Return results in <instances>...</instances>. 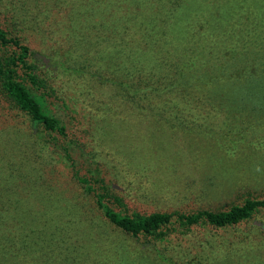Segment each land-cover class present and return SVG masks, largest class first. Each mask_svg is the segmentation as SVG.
I'll list each match as a JSON object with an SVG mask.
<instances>
[{
    "label": "rangeland",
    "instance_id": "374dc122",
    "mask_svg": "<svg viewBox=\"0 0 264 264\" xmlns=\"http://www.w3.org/2000/svg\"><path fill=\"white\" fill-rule=\"evenodd\" d=\"M89 1L107 5L110 0ZM257 6L264 27V0ZM77 25L82 23L70 20L69 25L66 17L64 45L47 52L61 61L55 67L69 80L62 102L46 101L64 125L65 137L32 128L27 115L0 93V210L10 215L0 219V245L9 237L13 246L0 250V264H95L97 257L103 264H264V207L236 225L200 223L155 242L108 223L92 193L86 194L74 177L77 173L90 180L89 171L96 168L117 197L105 201L127 213L220 210L260 197L264 77L251 78L248 86L231 83L233 90L215 83L209 89L214 109L202 105L188 109L186 117L174 108L149 111L129 97L147 102L142 93L127 91L126 82L132 83L124 73L114 78L122 80L118 94L96 82L107 76L103 67L137 73L134 58L105 51L99 56L86 41L88 30L78 32ZM75 26L84 40L81 47L74 39ZM102 30L108 37V25L99 21L96 34ZM33 57L41 63V57ZM21 209L23 218L17 221ZM87 218L97 223L96 233L88 229ZM73 219L85 222L77 225ZM54 226L65 229L60 228L57 242L50 241Z\"/></svg>",
    "mask_w": 264,
    "mask_h": 264
},
{
    "label": "trees",
    "instance_id": "16d2710c",
    "mask_svg": "<svg viewBox=\"0 0 264 264\" xmlns=\"http://www.w3.org/2000/svg\"><path fill=\"white\" fill-rule=\"evenodd\" d=\"M261 1L110 0L107 6L89 0H0V93L27 115L32 128L60 138L66 136L64 125L53 116L46 101L59 104L68 91L69 80L56 69L62 66L61 61L47 54L59 43L64 45L67 36L62 35L68 17L69 25L70 20L82 23L77 25L78 32L88 30L86 41L95 46L99 56L105 51L113 57L124 54L134 58L137 73L130 69L127 74L124 70L119 72L115 66L107 70L103 67L107 76L98 79V85H110L118 94L122 80L114 78L124 73L132 83L126 82L130 87L127 91L134 95L142 93L147 99L145 102L128 94L143 109L174 108L180 114L184 112V116L188 109L202 105L214 109L216 101L210 103L209 89L215 83L233 90L231 83L248 86L251 78L264 77V27L260 24L261 7L257 6ZM56 19L59 21L55 24ZM99 21L108 25V37L103 30L102 35L96 34ZM73 32L81 47L84 40L76 33V26ZM34 54L41 57L40 64L33 61ZM98 68L102 71L101 66ZM89 172L90 180L77 173L74 177L86 194L92 193L102 218L125 234L141 235L155 242L164 240L170 231L185 232L200 223L216 228L236 225L264 207L263 192L258 198H245L220 210L127 213L114 210L105 201H117V197L98 176L96 168ZM22 210L17 221L23 218ZM76 211L80 215L79 209ZM8 217L0 210V219ZM39 220L44 221L42 217ZM87 220L90 232L96 233L97 223L92 218ZM73 221L77 225L85 222ZM60 228H52L50 241L57 242L56 235L65 230ZM10 240L5 238L0 250H13ZM24 247L23 241L18 253ZM95 264L103 261L97 257Z\"/></svg>",
    "mask_w": 264,
    "mask_h": 264
}]
</instances>
